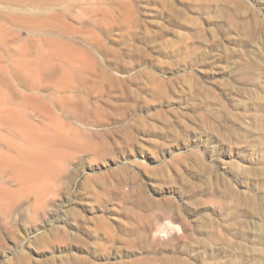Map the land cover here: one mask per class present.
<instances>
[{
    "label": "rangeland",
    "instance_id": "374dc122",
    "mask_svg": "<svg viewBox=\"0 0 264 264\" xmlns=\"http://www.w3.org/2000/svg\"><path fill=\"white\" fill-rule=\"evenodd\" d=\"M0 84L88 145L0 213V264H264V0H0Z\"/></svg>",
    "mask_w": 264,
    "mask_h": 264
},
{
    "label": "bare ground",
    "instance_id": "6f19581e",
    "mask_svg": "<svg viewBox=\"0 0 264 264\" xmlns=\"http://www.w3.org/2000/svg\"><path fill=\"white\" fill-rule=\"evenodd\" d=\"M52 53L57 56L77 58V50L70 46L48 41L46 43ZM54 66L48 59L36 71L38 79L52 75ZM58 79L59 83L68 87L73 76L70 71L64 70ZM6 93V88L0 84V97ZM20 105H31L41 109L44 102L37 96H22L18 100ZM0 125L4 130L9 129L16 140L0 139V144L8 151L0 149V173L11 171L13 179L19 189L12 191L0 186V213L10 212L19 202L28 196L35 199L37 206L42 205L50 183L60 174L62 159L69 156L73 149L88 148L85 133L78 129H71L62 122L59 116L50 114L47 122L36 124L27 116L14 111H0ZM96 152V149L92 148Z\"/></svg>",
    "mask_w": 264,
    "mask_h": 264
}]
</instances>
